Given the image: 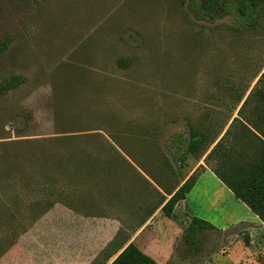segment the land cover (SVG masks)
Listing matches in <instances>:
<instances>
[{"label": "rangeland", "instance_id": "1", "mask_svg": "<svg viewBox=\"0 0 264 264\" xmlns=\"http://www.w3.org/2000/svg\"><path fill=\"white\" fill-rule=\"evenodd\" d=\"M180 1L0 0V41L12 40L7 53L0 54V82L14 75L22 79L17 88L0 95V142L54 135L57 110L64 116L60 122L67 121L63 128L68 119L74 120L70 128L75 134L99 133L111 140L109 134L115 130L131 131L137 135L134 138L155 144L189 176L198 162L189 160L192 165L187 168L179 165L167 149L171 137L187 136L190 126L217 131L229 120L225 132L232 118L238 117L264 71V28L238 30L235 0H216L201 21ZM119 56L133 60L132 67L118 69ZM243 94L237 106V97ZM253 107L250 100L242 117H252ZM124 141L135 152L137 163L168 183V175L162 177L161 153L144 156L138 141ZM205 156L199 162L209 168ZM140 174L156 185L146 172ZM114 180L110 196L90 193L80 183L69 189L81 190L77 192L86 203L93 202L95 215L120 221L122 238L129 236L131 241L137 234L133 229L144 217L143 202L155 201L156 194L126 164H121ZM202 186L199 183L187 196L194 216L220 228L230 216L253 215L235 197L225 198L216 212H209L204 209L208 197ZM10 202L0 209H12ZM180 206L171 218L160 212L154 221L157 237L169 236L173 243L168 264H206L213 259L220 264L236 252L249 258L237 264H264L263 226L257 227L249 244L243 235L247 231L241 228L234 235L204 231L195 251L183 239L190 219ZM29 231L41 232L30 216L21 221L0 216V264L23 261L25 246L19 240ZM160 247L158 243L157 252Z\"/></svg>", "mask_w": 264, "mask_h": 264}, {"label": "trees", "instance_id": "2", "mask_svg": "<svg viewBox=\"0 0 264 264\" xmlns=\"http://www.w3.org/2000/svg\"><path fill=\"white\" fill-rule=\"evenodd\" d=\"M215 1L181 0L180 4H186L194 19L201 21L208 11L213 10ZM234 12L238 30L258 31L264 28V0H235ZM11 42V38L7 37L0 41V54L7 53ZM115 65L120 70H127L132 67L133 60L119 56L115 59ZM21 83L18 75L2 80L0 95ZM243 98L244 94L237 97V106ZM250 100L254 102L252 117H242V111ZM61 117L64 118L55 110L52 136L0 142V207H5L8 199L13 206L4 211L0 209V216L4 214L16 221L30 216L35 223L59 204L86 217H104L94 214L93 202L86 203V199L79 195L81 190L77 192L69 188L80 183L81 186H88L86 189L90 193L95 191L100 196H110L114 178L118 176L121 164H126L156 194L155 201L147 199L143 202L146 206L144 217L133 229L135 233L158 209L165 217L171 218L176 205L185 200L193 189L197 180L195 173L189 177L184 175L172 165L162 150L155 144L147 143L146 139L140 141L134 138L137 135L125 129L109 134L111 140L99 133L75 134L77 131L70 128L74 120L68 119V124L63 128L67 121L62 120V124ZM228 121L217 131L209 127L190 126L187 136L183 133L173 135L167 149L172 158L179 165L185 164L186 168L192 165L189 160L199 162L206 155L204 162L215 177L264 223V71L255 90L243 101L238 117L232 118L223 132ZM125 139L134 140L135 143L138 141V149L144 156L161 153L162 177L168 175V183L159 181L136 162L135 152L127 147ZM106 154L108 157H102ZM127 158L137 167L130 164ZM140 170L146 172L160 190L146 180ZM33 213L36 215L33 216ZM213 229L214 226L206 220L192 217L183 231V239L189 248L198 251L200 234ZM121 234L119 229L91 264H107L117 253L110 264H159L129 242V236L122 238ZM245 242L249 244L248 238H245Z\"/></svg>", "mask_w": 264, "mask_h": 264}, {"label": "crops", "instance_id": "3", "mask_svg": "<svg viewBox=\"0 0 264 264\" xmlns=\"http://www.w3.org/2000/svg\"><path fill=\"white\" fill-rule=\"evenodd\" d=\"M201 168L202 170L198 172V169ZM196 171L198 175L193 189L197 186L199 187V183L203 185L202 193L204 196L208 197L204 209L209 212H216V210L223 205L225 198L234 197L203 162H198L189 176L196 173ZM209 184H211V186L208 190ZM177 205H181L180 207H182L188 219L191 220L192 217H196L194 216L192 207L189 206L187 197ZM159 215L160 209H158L142 227L137 229L136 236L129 242H133L143 253L152 257L159 264H168L172 252L174 251L172 249L173 243L171 244L172 240L170 241L171 238H169V236H165L164 238L157 237L156 234L159 231L154 221ZM200 218L206 220L204 217ZM34 225H39L41 227V232L29 231L21 236L19 242L20 244H24L25 254L23 256V261L21 259L18 261L16 260L15 264H91L97 255L114 239L120 229L121 223L117 219H108L107 217H86L58 204L37 220ZM220 226V228L214 226L213 230L219 233L226 232L230 234L231 232L233 235L234 230L237 228L247 231L243 235H245V238H248L249 243H252V239L258 230L257 227H264V223L253 214L248 217L246 215L230 216L229 220ZM179 232L182 233V230L180 229ZM107 234L108 237L105 238ZM235 234L238 235L239 233ZM24 241L26 243H24ZM173 241L175 242V240ZM158 243L161 246L160 252L156 251ZM117 254L114 255L107 264H110ZM241 259L247 260L249 258H247L246 255L236 252L233 259H230V261L222 260L219 263L237 264ZM214 261H216V259L208 263L216 264ZM11 264H14V262Z\"/></svg>", "mask_w": 264, "mask_h": 264}]
</instances>
